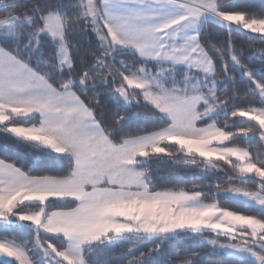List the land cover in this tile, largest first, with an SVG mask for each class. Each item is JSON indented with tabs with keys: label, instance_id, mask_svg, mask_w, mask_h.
Returning <instances> with one entry per match:
<instances>
[{
	"label": "snow or ice",
	"instance_id": "1",
	"mask_svg": "<svg viewBox=\"0 0 264 264\" xmlns=\"http://www.w3.org/2000/svg\"><path fill=\"white\" fill-rule=\"evenodd\" d=\"M0 153V264H264V4L0 0Z\"/></svg>",
	"mask_w": 264,
	"mask_h": 264
},
{
	"label": "trees",
	"instance_id": "2",
	"mask_svg": "<svg viewBox=\"0 0 264 264\" xmlns=\"http://www.w3.org/2000/svg\"><path fill=\"white\" fill-rule=\"evenodd\" d=\"M242 3H248L252 4L255 8V10L258 12L262 4H264V0H241ZM250 35H256L258 34H250ZM233 40L235 41L237 49H244L245 52H249L252 50V48L259 49L260 48V42L259 40H255L250 42L244 38V37H237L233 36ZM250 67L257 69L260 67L259 63L251 64ZM147 118L143 115H141V120H146ZM255 149V145L253 146ZM0 158H4V155L0 153ZM157 180V186H163L167 185L169 183L170 179H174L173 177H169L167 174V170L160 169L159 171H156L153 173ZM183 179L188 183L190 186L191 181L193 179L192 175H186L183 177ZM225 181H222L224 183ZM233 207H237V205H231ZM146 246V245H145ZM193 246V242L190 238L181 236L179 239L169 241L166 243L162 249V251L157 254L153 255L149 261L148 264H153V262H158V264H168L170 262V255L174 254L176 251L183 252L185 249L190 248ZM97 257L95 255H92L89 257V259H96ZM220 261L221 264H233L234 258L222 256V255H213V256H207L202 259L201 264H213V262Z\"/></svg>",
	"mask_w": 264,
	"mask_h": 264
}]
</instances>
